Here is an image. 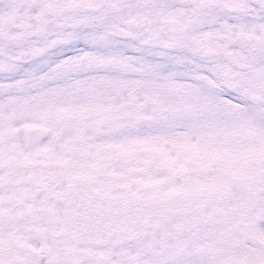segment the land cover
Segmentation results:
<instances>
[{"label":"snow or ice","instance_id":"snow-or-ice-1","mask_svg":"<svg viewBox=\"0 0 264 264\" xmlns=\"http://www.w3.org/2000/svg\"><path fill=\"white\" fill-rule=\"evenodd\" d=\"M0 264H264V0H0Z\"/></svg>","mask_w":264,"mask_h":264}]
</instances>
